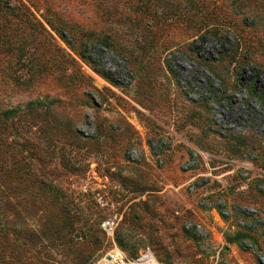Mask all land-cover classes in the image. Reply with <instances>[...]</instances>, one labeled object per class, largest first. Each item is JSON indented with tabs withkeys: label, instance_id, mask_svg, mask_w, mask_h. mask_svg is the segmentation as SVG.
Wrapping results in <instances>:
<instances>
[{
	"label": "rangeland",
	"instance_id": "obj_1",
	"mask_svg": "<svg viewBox=\"0 0 264 264\" xmlns=\"http://www.w3.org/2000/svg\"><path fill=\"white\" fill-rule=\"evenodd\" d=\"M114 245L264 264V0H0V264Z\"/></svg>",
	"mask_w": 264,
	"mask_h": 264
},
{
	"label": "built area",
	"instance_id": "obj_2",
	"mask_svg": "<svg viewBox=\"0 0 264 264\" xmlns=\"http://www.w3.org/2000/svg\"><path fill=\"white\" fill-rule=\"evenodd\" d=\"M100 228L108 237H113L115 220L112 218L101 221ZM99 264H159L150 251L140 252L134 257H128L119 247L114 245L101 257Z\"/></svg>",
	"mask_w": 264,
	"mask_h": 264
}]
</instances>
